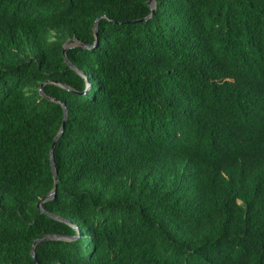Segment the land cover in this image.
<instances>
[{
    "label": "trees",
    "instance_id": "1",
    "mask_svg": "<svg viewBox=\"0 0 264 264\" xmlns=\"http://www.w3.org/2000/svg\"><path fill=\"white\" fill-rule=\"evenodd\" d=\"M151 11L0 0V264H264V0Z\"/></svg>",
    "mask_w": 264,
    "mask_h": 264
},
{
    "label": "water",
    "instance_id": "2",
    "mask_svg": "<svg viewBox=\"0 0 264 264\" xmlns=\"http://www.w3.org/2000/svg\"><path fill=\"white\" fill-rule=\"evenodd\" d=\"M148 4L151 6L152 8V11H151V14L145 18H142V19H138V20H135V21H132V22H138V23H141V22H144L146 20H148L149 18H151L154 14H155V8H156V0H148ZM94 31H95V37H96V40L98 39V20H96L95 22V27H94ZM98 44V40L96 41V43L92 46H87V45H84V44H79L78 41H73L71 43H66L63 47V56H64V59L65 61L73 68L76 69V67L73 66V64L69 61V59L67 58L66 56V50L67 48H72L74 46H78L80 45L81 47L83 48H92V47H95L96 45ZM87 78V77H86ZM87 88L84 92H82V94H85L88 92L89 90V86H90V82L87 78ZM45 85V83H43L40 87V91H41V94L44 95V93L42 92V88L43 86ZM62 86L66 87V88H69L67 85L65 84H62ZM54 100V99H53ZM63 105V108H64V118H63V122H62V125L58 131V133L56 134L54 140H53V143H52V146H51V149H50V164H51V168H52V171H53V175H54V179H55V184H54V188L53 190L48 193L39 203H38V207L41 208V205L49 200V199H52L56 196V191H57V185H58V177H57V170H56V167H55V159H54V149H55V146L59 140V138L62 136L63 132H64V128H65V122H66V119H67V110H66V106L65 104H62ZM42 209V208H41ZM43 211V209H42ZM54 237H58V236H54V235H45L41 238H38L36 239L33 244H32V248H31V253L33 255V258L37 261V257L35 255V248L36 246L44 239H49V238H54ZM60 238V237H59ZM37 264L38 261H37Z\"/></svg>",
    "mask_w": 264,
    "mask_h": 264
},
{
    "label": "rangeland",
    "instance_id": "3",
    "mask_svg": "<svg viewBox=\"0 0 264 264\" xmlns=\"http://www.w3.org/2000/svg\"><path fill=\"white\" fill-rule=\"evenodd\" d=\"M86 80H87V78H86ZM88 83V82H87ZM89 88H90V86H89ZM82 234V233H81Z\"/></svg>",
    "mask_w": 264,
    "mask_h": 264
}]
</instances>
